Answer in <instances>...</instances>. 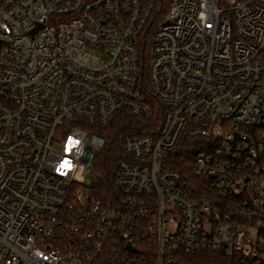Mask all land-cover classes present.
Masks as SVG:
<instances>
[{
  "label": "built area",
  "instance_id": "1",
  "mask_svg": "<svg viewBox=\"0 0 264 264\" xmlns=\"http://www.w3.org/2000/svg\"><path fill=\"white\" fill-rule=\"evenodd\" d=\"M123 112L112 208L87 133ZM209 256L264 264V0H0V264Z\"/></svg>",
  "mask_w": 264,
  "mask_h": 264
},
{
  "label": "trees",
  "instance_id": "2",
  "mask_svg": "<svg viewBox=\"0 0 264 264\" xmlns=\"http://www.w3.org/2000/svg\"><path fill=\"white\" fill-rule=\"evenodd\" d=\"M164 2L165 0H161L162 4H164ZM141 61L145 95H147V98L150 99L148 101L152 105V107L159 110V115L157 117V119H159L160 114L163 110V105L160 101L154 98H150L148 91L149 84L147 77L150 61V43L148 40H146L145 43L142 44ZM148 126L149 125L144 123L142 120L132 116L129 112H123L119 113L116 116L113 125L109 129L100 131V135L104 137L107 142V147L101 152L97 153L94 161L95 184L93 186V194L96 198L102 200L105 204L109 205L112 208L117 205V201L120 198V192L114 183V174L116 171L117 163L123 154L122 139L126 135H132L135 137L146 136L150 133V126ZM193 147V143L183 140L180 144V147L174 154L173 159L175 161L173 162L171 169L178 170L184 172L187 175H190L192 188H197V182L200 180H196V178L192 176L187 162V159H189V157L193 155ZM191 260L193 262L187 264H194V262H197L198 264L199 259L191 258ZM210 261L219 262V260H216L213 257L211 258L209 256V258L203 260L201 264H207ZM220 262L224 261L222 260ZM95 264H109L108 258L97 261Z\"/></svg>",
  "mask_w": 264,
  "mask_h": 264
},
{
  "label": "rangeland",
  "instance_id": "3",
  "mask_svg": "<svg viewBox=\"0 0 264 264\" xmlns=\"http://www.w3.org/2000/svg\"><path fill=\"white\" fill-rule=\"evenodd\" d=\"M87 138L90 141V145L93 146L95 150H97L98 152H101L107 147V142L105 138L102 137L101 135L99 136V135H93L91 133H87ZM90 169L92 173L86 179L91 180V184L94 185L95 184L94 165H92ZM80 177H82V175H80Z\"/></svg>",
  "mask_w": 264,
  "mask_h": 264
},
{
  "label": "water",
  "instance_id": "4",
  "mask_svg": "<svg viewBox=\"0 0 264 264\" xmlns=\"http://www.w3.org/2000/svg\"><path fill=\"white\" fill-rule=\"evenodd\" d=\"M33 33H34V32H32V34H33ZM127 249L130 250V251H134V252L136 251V250L132 249V247H131L130 245L127 246Z\"/></svg>",
  "mask_w": 264,
  "mask_h": 264
}]
</instances>
